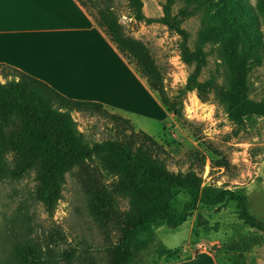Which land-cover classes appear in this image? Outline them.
I'll list each match as a JSON object with an SVG mask.
<instances>
[{
	"label": "rangeland",
	"instance_id": "1",
	"mask_svg": "<svg viewBox=\"0 0 264 264\" xmlns=\"http://www.w3.org/2000/svg\"><path fill=\"white\" fill-rule=\"evenodd\" d=\"M81 1L95 19L100 8L111 6L126 32L149 46L168 96L182 109V116L170 111V116L161 118L163 108L153 99L159 94L153 91L155 96H151L132 74L129 90L132 106L138 111L132 109L130 119L135 130L146 131L162 145L157 154L171 171H195L202 179V188H227L245 194L249 211L264 222V116L251 115L244 125H238L217 96L227 69L224 43L230 36L221 27L218 0H143L145 15L163 20L152 23L131 16L128 0ZM245 2L254 12L264 57V13L258 0ZM182 45L202 58L198 78L208 85L202 94L197 89L184 90L198 60L186 62ZM13 78L18 77L12 70L0 67L1 82ZM117 82L119 85L109 87L117 93L113 98L119 100L126 88L123 79ZM248 95L264 100V62L249 72ZM72 116L90 143L123 139L132 130L97 111H74ZM5 156L8 167H22L16 152ZM118 179L94 157L66 173L59 197L41 200L36 197L40 184L34 168L20 178L0 176V264H26L15 248L25 244L32 247L23 248L29 252L24 255L29 264H109L122 232L107 193L112 191L117 198V211L129 208V200L113 192ZM89 197H93V209ZM188 199L187 191L180 190L172 199L173 206L182 209ZM138 239L130 264H165L202 249L213 252L219 264H264V231L244 223L232 199L219 204L200 202L180 226L156 225L140 232Z\"/></svg>",
	"mask_w": 264,
	"mask_h": 264
},
{
	"label": "trees",
	"instance_id": "2",
	"mask_svg": "<svg viewBox=\"0 0 264 264\" xmlns=\"http://www.w3.org/2000/svg\"><path fill=\"white\" fill-rule=\"evenodd\" d=\"M211 1L206 0V3ZM128 4L131 16L137 20L148 23L163 21L145 15L143 0H128ZM218 4L222 6L221 27L230 36L224 43L227 69L222 84L217 88V96L228 117L236 124L244 125L251 115L264 116V100H254L248 95L249 72L253 66L264 62L260 52V33L254 12L245 0H218ZM258 4L264 13V0H258ZM96 22L120 52L136 65L167 109L182 116L181 107L167 94L163 74L149 46L126 32L119 16L109 5L99 9ZM179 32L186 37L185 31L179 29ZM182 56L186 62L198 60L184 90L197 89L200 94L204 93L208 85L198 78L202 58L196 53L190 54L184 45ZM0 67L12 70L18 77L0 81V176L20 178L28 169L34 168L40 184L36 197L49 200L61 194L60 183L67 172L98 157L108 170L119 177L113 192L129 200V208L120 212L112 191L106 195L108 204L116 211L115 218L122 232L112 249L109 264H130L140 232L160 224L176 228L187 221L200 202L219 204L228 199L235 200L244 223L264 231V222L249 211L245 194L227 188H202V179L195 171L186 174L171 171L157 154L161 152L162 145L146 131H136L129 118L111 113L102 102L70 98L20 69L6 64H0ZM74 111L108 114L120 120L123 129L132 130L123 139L108 138L90 143L77 129L72 116ZM11 151L19 155L20 169L7 166L5 155ZM180 190L189 194L182 209L172 203ZM89 201L93 209V197H89ZM25 246L32 249L28 244L15 248L22 254V260L29 264L31 261L24 256L29 253L23 249ZM174 253L179 254L178 251Z\"/></svg>",
	"mask_w": 264,
	"mask_h": 264
},
{
	"label": "crops",
	"instance_id": "3",
	"mask_svg": "<svg viewBox=\"0 0 264 264\" xmlns=\"http://www.w3.org/2000/svg\"><path fill=\"white\" fill-rule=\"evenodd\" d=\"M0 64L42 79L70 98L102 102L129 119L132 109L138 111L129 90L132 74L151 96L156 92L79 0H0ZM120 79L126 91L116 100L109 86ZM153 99L163 108L161 118L171 115L159 96ZM165 264L219 262L202 249Z\"/></svg>",
	"mask_w": 264,
	"mask_h": 264
}]
</instances>
